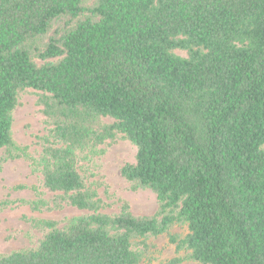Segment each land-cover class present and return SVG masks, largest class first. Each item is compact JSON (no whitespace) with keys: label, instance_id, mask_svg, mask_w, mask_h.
<instances>
[{"label":"trees","instance_id":"trees-1","mask_svg":"<svg viewBox=\"0 0 264 264\" xmlns=\"http://www.w3.org/2000/svg\"><path fill=\"white\" fill-rule=\"evenodd\" d=\"M30 89L50 126L38 158L12 135ZM120 136L137 148L121 174L157 195L155 216L101 213L81 172ZM0 151V174L27 159L53 194L33 210L89 213L30 220L38 247L0 264H140L176 224L187 260L264 264V0H0Z\"/></svg>","mask_w":264,"mask_h":264},{"label":"rangeland","instance_id":"rangeland-1","mask_svg":"<svg viewBox=\"0 0 264 264\" xmlns=\"http://www.w3.org/2000/svg\"><path fill=\"white\" fill-rule=\"evenodd\" d=\"M176 53L186 56L181 51ZM38 100L39 92L36 90L21 93L13 113V139L18 145L28 146L33 158H38L42 152L37 137L48 135L50 130ZM103 122L112 124L114 120L105 118ZM104 149L102 156L95 158L93 162L84 163L88 166L81 170L88 183L100 184L98 193L104 204L101 213L118 214L126 202L135 216H155L159 211L157 195L150 189L134 190L133 184L121 174L125 164L136 162V146L120 136L115 142L105 145ZM3 152L0 151V155ZM19 186L24 188L18 189ZM39 199L52 202L53 194L44 188L43 177L34 170L31 161L24 158L7 161L0 174V255L6 256L38 247L44 233L35 229L30 220H51L57 222L59 228H64L70 219L89 214L74 207L51 212L35 211L29 202ZM7 202L12 204L4 205ZM188 233L187 225L183 224H176L169 231V235L182 239ZM169 235L147 239L148 253L140 264H168L174 258L186 259L189 251L178 253L177 245L170 242ZM180 264L201 263L186 259Z\"/></svg>","mask_w":264,"mask_h":264}]
</instances>
